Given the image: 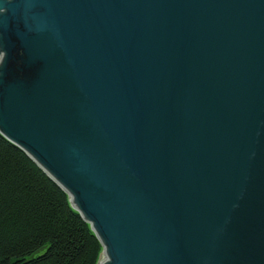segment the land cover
<instances>
[{
    "label": "water",
    "instance_id": "1",
    "mask_svg": "<svg viewBox=\"0 0 264 264\" xmlns=\"http://www.w3.org/2000/svg\"><path fill=\"white\" fill-rule=\"evenodd\" d=\"M0 134L97 264H264V0H0Z\"/></svg>",
    "mask_w": 264,
    "mask_h": 264
},
{
    "label": "trees",
    "instance_id": "2",
    "mask_svg": "<svg viewBox=\"0 0 264 264\" xmlns=\"http://www.w3.org/2000/svg\"><path fill=\"white\" fill-rule=\"evenodd\" d=\"M101 252L68 195L0 134V264H97Z\"/></svg>",
    "mask_w": 264,
    "mask_h": 264
},
{
    "label": "bare ground",
    "instance_id": "3",
    "mask_svg": "<svg viewBox=\"0 0 264 264\" xmlns=\"http://www.w3.org/2000/svg\"><path fill=\"white\" fill-rule=\"evenodd\" d=\"M100 260H101V262H104L106 260V258L101 256Z\"/></svg>",
    "mask_w": 264,
    "mask_h": 264
}]
</instances>
